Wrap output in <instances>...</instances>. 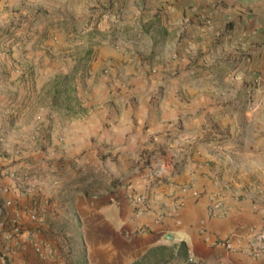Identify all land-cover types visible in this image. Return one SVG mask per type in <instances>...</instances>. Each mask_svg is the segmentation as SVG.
<instances>
[{
  "label": "crops",
  "instance_id": "0c3cea01",
  "mask_svg": "<svg viewBox=\"0 0 264 264\" xmlns=\"http://www.w3.org/2000/svg\"><path fill=\"white\" fill-rule=\"evenodd\" d=\"M71 1L0 0V212H12L4 204L12 199L19 207H30L38 217L37 222L26 221L9 264H141L158 248L171 249L180 264H189L190 254L205 264H264V254L252 259L215 244L244 238L250 227L264 230V124L259 126L252 116L239 123L221 115L229 107L224 90L229 86L234 87L230 91L238 90L232 75H223L220 85H213L205 81V72H196L190 80L165 83L159 101L140 105L136 100L154 92L159 79L158 73H148L143 63L141 70L132 71L131 80L137 88L132 89L133 98L127 106L109 103L106 95L94 102L89 97L83 115L75 114L71 107L62 112L54 102L62 68L45 52L46 23L53 31L59 30L63 22L76 19L72 9L85 3L86 8L96 6L94 12L104 11L106 19L108 14H117L109 22L138 24L141 14L154 10L151 5L156 3ZM164 1L157 7L171 9L173 0ZM5 31L13 32V39L25 32L33 37L14 41L8 51L4 48L7 38L2 36ZM107 55L101 52L102 57ZM210 94L218 97L207 98ZM206 111H213L218 119L205 122ZM103 155L111 160L107 164L111 179L124 176L146 196L144 213L137 215L124 201H113L110 179L99 185L89 180L73 190L77 194L63 201V215L55 199L41 200L40 208H52L47 215L31 207L33 194L41 191L44 195L52 187L49 190L45 174L43 182L34 180L27 186L18 177L32 171L25 169L44 170L53 160L60 167L55 176H65L71 170L72 177L76 169L97 166ZM147 156L150 161L173 160L177 164L164 172L159 183H150L145 178L148 167L143 164ZM222 186L228 189L223 191ZM62 189L58 186L55 191ZM220 194L225 195L228 212L224 217L209 218L206 208L212 197ZM178 202L183 207L176 212ZM140 226L146 228L144 234L126 235ZM64 235L69 239L67 252L59 249ZM37 242L48 245L54 255L40 259L32 248ZM181 245L186 260L180 255ZM241 245L246 246L245 239Z\"/></svg>",
  "mask_w": 264,
  "mask_h": 264
},
{
  "label": "rangeland",
  "instance_id": "374dc122",
  "mask_svg": "<svg viewBox=\"0 0 264 264\" xmlns=\"http://www.w3.org/2000/svg\"><path fill=\"white\" fill-rule=\"evenodd\" d=\"M154 2L155 5H151L154 10L148 9L147 14H141L138 24L109 22V19L117 17V14H108L106 19L103 16L104 11L99 9L94 12L92 9L98 8L94 5L86 8L85 3L81 7H74L72 16L76 19L63 22V26L57 27V31H53L50 23L46 21L43 32L45 52L54 59L56 66L62 68V74L56 82V100L54 97V102L61 107V111L71 107L75 114L83 115L86 108L84 105L89 97L94 102L95 98L97 101L102 98L104 100L106 95H109V103H124L127 106L133 98L132 89L137 88L133 83L135 81L131 80L133 72L141 70L145 63L148 73H158L159 79L155 80L158 85L154 92L146 93L136 100L137 104L148 105L159 101L165 83L190 80V76L196 72H205L208 77L205 81L210 80L213 85H220L223 75H232V80H235L232 82L237 85L238 90L236 93L230 91L234 90L233 86L224 90L223 96L228 100L226 104L229 107L224 109L221 115L227 116L228 120L236 119L239 123L247 116H252L259 126H263L264 0H173L170 3L171 9L162 7L164 0ZM158 4L162 6L157 7ZM168 21L171 22L170 25H167ZM2 36L7 38L4 48L8 51L12 49L11 43L33 37L29 36V32H25L13 39L11 31H5ZM103 51L108 53L105 58L101 56ZM64 88L68 91L63 92ZM214 97L218 96H207L210 99ZM215 115L213 111H206L205 122L218 119ZM149 157L143 161L147 167L149 163L156 161H150ZM1 158L3 157L0 154V176L3 168ZM99 161L101 163L92 168L76 169L77 173L70 177L73 173L71 170L65 176H55L60 171L59 162L50 160L44 170L25 169L32 171L21 172L18 177L29 186L28 182H43L44 174L48 175L46 184L49 190L52 187L51 190L44 195H41V191L39 194H33L31 207L35 209L36 206V212L39 209L47 215L52 208H40L41 200L55 199V206L63 215L66 212L63 201L76 195L77 192L73 190L84 187L88 181L79 184L73 182L75 184L72 186L76 187L68 185L69 182L76 181L86 174L98 185L110 179V190L120 182L131 184L124 176L114 179L108 176L110 170L107 164L111 160H108L106 155ZM58 186H63L62 192L55 191ZM7 207L12 210L9 215L0 212V222L7 223V227H10L13 214L19 213L22 216L27 214L30 208L19 207L14 201ZM22 221L24 228L26 219L22 218ZM64 227L67 229L69 226ZM63 238L59 249L67 252L69 239L66 235ZM36 244L51 250V255H54L53 249L48 245L38 242ZM14 247L16 244L11 246L10 255L0 253V264H9ZM173 256L171 249L153 250L141 264H180Z\"/></svg>",
  "mask_w": 264,
  "mask_h": 264
},
{
  "label": "built area",
  "instance_id": "2783aa9c",
  "mask_svg": "<svg viewBox=\"0 0 264 264\" xmlns=\"http://www.w3.org/2000/svg\"><path fill=\"white\" fill-rule=\"evenodd\" d=\"M162 161V162H160ZM177 164L176 161H152L146 170L145 178L148 182L157 184L159 183L163 177L164 172L167 171L168 168H174ZM223 191L228 189V186H222ZM111 198L113 201L119 203L120 201H124L129 207L133 209L137 213V215L145 212V203L146 196L142 193H138L131 184H123L120 182L116 187L110 190ZM232 196H236L232 194ZM225 195L220 194L217 196H213L210 204L206 208V215L209 218H219L224 217L228 210L225 208ZM13 204L12 199H8L5 202L6 206H11ZM183 207L182 202H178L176 204V212L179 211ZM23 219H26L28 222H37L38 217L33 212H27L22 216L19 213H15L12 215L10 227H7V223L0 222V253H4L6 256L12 253L11 246L18 242L21 234L23 233ZM146 232V228L144 226H140L135 228L132 231H128L126 235L128 237H137ZM245 239L246 246H242V240ZM215 244L222 246L228 252H237L244 254L252 259H256L264 254V230H258L254 227H250L246 234L243 237L238 238L236 241L227 239L219 242H215ZM34 253L42 260L48 259L51 256L52 251L44 249L37 244H33L32 246ZM189 264H205L203 262L198 261L193 255H189L188 257ZM214 264H225L224 261H218Z\"/></svg>",
  "mask_w": 264,
  "mask_h": 264
},
{
  "label": "trees",
  "instance_id": "16d2710c",
  "mask_svg": "<svg viewBox=\"0 0 264 264\" xmlns=\"http://www.w3.org/2000/svg\"><path fill=\"white\" fill-rule=\"evenodd\" d=\"M68 91V89L67 88H64V90H63V92H67ZM55 100H56V97H55ZM90 180V177H89V174H86L85 176H82V177H80L79 179H76V181H71V182H69V184L68 185H70V186H72V185H74L75 183L76 184H79V183H82V182H87V181H89ZM73 182H75V183H73ZM86 193V192H85ZM181 250H180V255H182V258H184V260H186L187 259V254H186V252H185V248H184V246L183 245H181V248H180ZM164 249L163 248H158V249H156L155 251H163ZM184 250V251H183ZM161 258H162V256H161ZM164 261V260H163ZM138 263H140V262H137V263H135V264H138Z\"/></svg>",
  "mask_w": 264,
  "mask_h": 264
},
{
  "label": "water",
  "instance_id": "95a60500",
  "mask_svg": "<svg viewBox=\"0 0 264 264\" xmlns=\"http://www.w3.org/2000/svg\"><path fill=\"white\" fill-rule=\"evenodd\" d=\"M168 238H171V236H169Z\"/></svg>",
  "mask_w": 264,
  "mask_h": 264
}]
</instances>
